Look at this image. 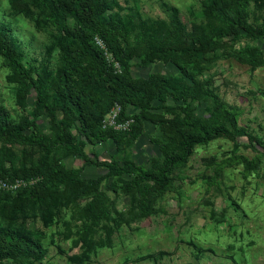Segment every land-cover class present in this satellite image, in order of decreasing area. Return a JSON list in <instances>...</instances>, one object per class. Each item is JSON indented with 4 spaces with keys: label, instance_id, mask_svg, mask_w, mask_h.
I'll return each mask as SVG.
<instances>
[{
    "label": "rangeland",
    "instance_id": "rangeland-1",
    "mask_svg": "<svg viewBox=\"0 0 264 264\" xmlns=\"http://www.w3.org/2000/svg\"><path fill=\"white\" fill-rule=\"evenodd\" d=\"M210 9V0H109L104 14L122 25L120 39L133 77L160 73L179 85L187 83L198 93L188 98L190 109L204 121H224L216 111L218 101L222 102L237 112V129L227 123L237 138L222 136L197 145L187 164L172 173V186L154 194L146 216L135 206L136 194L126 191V175L105 179L100 189L111 206L98 226L90 225L84 211L90 194H80L70 184L52 191L40 184L41 177L27 174L47 160L42 146L0 138V174L25 182L10 191L0 189V225L43 235L44 251L41 257L8 258L4 264H264V37L243 31L235 38L222 32L232 21L229 12L220 18ZM173 10L181 22L179 29L172 21ZM247 17L254 27L263 25L264 0H248ZM5 24L26 68L48 86L47 97L57 119L71 120L55 90L63 65V33L31 0H0V27ZM203 34L210 36L214 47L204 46L203 59L190 61L176 52L184 46L202 47ZM96 37L103 40L96 35L95 43ZM162 42L171 48L169 54H156L148 64L142 63L146 45ZM109 53L108 63L123 71L124 65ZM249 59L263 63L255 65ZM19 86L0 53L5 125L22 131L26 120L35 121L48 138L57 139L58 130L48 114L35 111L36 90L32 87L28 104L21 106ZM180 105L187 104L169 96L164 103L154 99L150 111L169 123L183 115ZM121 118L118 121L125 123ZM168 123L145 121L143 133L132 143L127 128L122 149L108 139L97 149L85 150L101 160L155 169L165 157L162 145L174 143L167 140ZM71 129L76 135L74 122ZM247 135L259 145L249 143ZM48 161L64 163L68 170L83 168L92 177L107 172L103 166L85 165L63 147L55 148Z\"/></svg>",
    "mask_w": 264,
    "mask_h": 264
},
{
    "label": "trees",
    "instance_id": "trees-1",
    "mask_svg": "<svg viewBox=\"0 0 264 264\" xmlns=\"http://www.w3.org/2000/svg\"><path fill=\"white\" fill-rule=\"evenodd\" d=\"M36 2L43 11L45 18L54 25L65 37L61 56V67L58 82L55 84L56 95L63 102L65 111L71 120L57 119L54 108L47 97L48 86L40 78H34L21 60L19 47L8 25L0 27V53L6 58L7 65L14 77L19 79L17 101L21 106L28 104L32 87L36 90L35 111L46 113L58 130V138L50 139L35 121L26 120L22 131L5 125V107L0 105V138L9 142L20 141L31 146H42L47 160L27 172L32 176L41 177L40 184L52 191L60 186L70 184L80 194H90L91 198L84 206L90 225L98 226L100 221L109 214L110 198L100 189L102 182L112 176L126 175L124 183L128 193L136 194L135 206L141 215L151 213V203L155 193L169 189L172 186V173L187 164L197 145L209 143L218 137L237 138L232 130L237 129V112L229 110L218 101L216 111L224 121H204L194 115L190 109L188 98L194 99L198 93L194 88L184 83L179 85L165 74L150 73L148 77H133L130 71L122 41L119 23L111 20L104 12L109 0H31ZM213 13L220 18L225 11L229 12L231 22L222 30L235 38L245 32L255 38L264 37V24L252 26L248 22V0H210ZM215 9V11H214ZM72 18V23L69 19ZM176 28L181 22L173 10L172 19ZM116 29L115 31L113 29ZM121 28V27H120ZM100 35L114 58L124 65V70L118 72L110 65L104 51L94 41ZM208 34L199 37L202 47L184 46L176 49L187 60H201L204 57V46L213 49ZM142 63L148 64L152 57L160 53H168L171 48L167 43H149ZM232 56L241 58L236 53ZM255 65L263 63L249 59ZM183 66V65H182ZM186 72L188 67H182ZM172 90V91H171ZM169 96L174 100L181 98L187 104L180 105L182 116L164 121L158 115L151 113V103L154 99L164 103ZM218 100V97H215ZM118 103L121 106L119 119L132 120L127 129L106 128L103 121ZM151 120L159 124L168 123L165 133L168 141H174L169 146L162 145L164 160L155 169L147 170L136 163L121 164L116 159L101 160L97 154L91 156L85 147L99 148L108 139H113L119 149L124 147V136L129 132V142L132 143L143 133L144 123ZM75 123V133L71 129ZM75 137V141H72ZM247 140L254 146L259 141L251 135ZM63 147L68 154L78 156L85 165H98L107 169L95 177L86 175L83 168L68 170L66 164L48 161L53 150ZM172 147V149H171ZM264 149V147H262ZM0 178L7 177L0 174ZM10 191V190H8ZM2 191H0L1 193ZM43 235L25 234L15 227L0 225V264L4 259H18L22 256L41 257Z\"/></svg>",
    "mask_w": 264,
    "mask_h": 264
},
{
    "label": "built area",
    "instance_id": "built-area-1",
    "mask_svg": "<svg viewBox=\"0 0 264 264\" xmlns=\"http://www.w3.org/2000/svg\"><path fill=\"white\" fill-rule=\"evenodd\" d=\"M96 43L103 49L104 54L107 58L111 57V54L109 53L104 40L100 39L99 37H96ZM115 65L118 67L117 63H115ZM120 112H121V106L118 103H116L114 107L112 108V110L107 115V117L104 119L103 126L106 128L127 129L132 120L128 119L125 121V123L121 124L118 121ZM23 184H25L23 179H17L15 181H10L8 179L0 178V189L13 190V189L19 188Z\"/></svg>",
    "mask_w": 264,
    "mask_h": 264
}]
</instances>
